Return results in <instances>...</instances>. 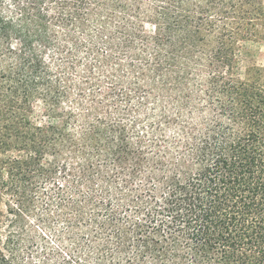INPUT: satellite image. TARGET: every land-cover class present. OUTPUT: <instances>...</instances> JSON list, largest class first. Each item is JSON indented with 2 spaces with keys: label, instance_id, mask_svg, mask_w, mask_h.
Wrapping results in <instances>:
<instances>
[{
  "label": "trees",
  "instance_id": "1",
  "mask_svg": "<svg viewBox=\"0 0 264 264\" xmlns=\"http://www.w3.org/2000/svg\"><path fill=\"white\" fill-rule=\"evenodd\" d=\"M240 3L264 19L261 0H0V192L19 191L37 171L53 193L40 222L54 227L24 235L0 210V264H17L20 246L34 242L44 247L32 255L59 260L48 237L71 247L64 264H264V80L259 69L245 79L242 67L264 28L231 27ZM102 9L150 10L156 32L129 60L170 73L171 92L188 95L143 116L96 115L78 99L66 110L50 26L71 31L81 17L90 35ZM136 90L153 92L149 81Z\"/></svg>",
  "mask_w": 264,
  "mask_h": 264
},
{
  "label": "rangeland",
  "instance_id": "2",
  "mask_svg": "<svg viewBox=\"0 0 264 264\" xmlns=\"http://www.w3.org/2000/svg\"><path fill=\"white\" fill-rule=\"evenodd\" d=\"M189 1V0H188ZM264 4V0H261ZM130 4V3H129ZM91 12H96L95 8ZM105 9L99 10L93 15L91 34L83 30L84 21L81 17L74 24L70 25L71 31L64 26H50L48 36L51 40V46L48 48V56L52 58V66L56 72L61 74V79L68 89V103L64 105L66 110H70V105L75 99L87 109H90L96 115H106L105 113L127 114L128 117L143 116L152 108H165L174 105L181 97L188 95L189 91L183 86L179 91L172 93L173 80L170 73H156L153 67L146 65L144 62H130V57L140 56L144 50L151 34L154 35L156 28L151 11H141L135 17L126 12H116ZM246 15L245 20L238 19V15ZM126 20H122V18ZM231 27L239 28L240 24L250 25L252 23L261 25L259 29L264 28V19L258 16L253 6H237V11L231 19ZM71 33V34H69ZM91 37H95L91 41ZM60 43H64L66 55L56 54V49ZM245 61L242 65L244 78H251L253 69L261 70L262 80H264V44H248ZM54 57V59H53ZM150 79V80H149ZM148 81L152 87L150 96H144L136 90L140 83ZM122 91L120 98L112 97L113 89ZM149 89V88H148ZM119 94V93H118ZM171 96L176 97L173 101ZM33 117L34 123L41 125L48 121L47 114L44 111L42 103H37ZM55 123H58L54 121ZM79 141V140H78ZM87 144L83 140L78 142V149H87ZM63 158L66 159V151H59ZM89 151L91 155V147ZM71 157V156H70ZM63 161V160H62ZM70 166L77 167L72 160H67ZM94 162V160H93ZM48 163V162H47ZM26 181L19 182L22 186L17 192L5 190L0 192V210L4 215H8L11 221L16 222L19 230L24 235H50L52 233L49 227H45L40 222V215H44L46 210L52 208L51 196L48 184H42L36 172ZM5 178L9 180L7 175ZM59 182H63L58 178ZM47 185V186H46ZM17 186V185H16ZM15 187L7 185V188ZM48 206H47V205ZM67 212H72L70 208ZM60 223H54L57 227ZM48 237V236H47ZM51 250H60L63 257H59L64 264V258L71 257L69 249L61 247L51 237H48ZM34 242L27 246H20L21 255L16 260L17 264H60L59 260L50 259L44 255L37 257L32 255L34 251H42L43 245ZM48 249V250H49ZM73 259V258H72ZM70 264H82L80 260H70Z\"/></svg>",
  "mask_w": 264,
  "mask_h": 264
}]
</instances>
